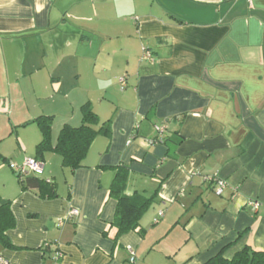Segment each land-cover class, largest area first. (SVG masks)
<instances>
[{"label":"crops","instance_id":"1","mask_svg":"<svg viewBox=\"0 0 264 264\" xmlns=\"http://www.w3.org/2000/svg\"><path fill=\"white\" fill-rule=\"evenodd\" d=\"M59 50L56 76L46 59ZM60 92L61 115L47 112ZM85 103L102 119L96 130L110 121L109 136L73 173L53 152L38 158L56 197L22 189L10 164L35 159V119L52 117L54 145ZM4 117L9 264H130V250L133 264H204L221 250L228 260L264 251V0H0ZM119 166L127 196L156 198L114 244ZM212 179L226 183L221 196Z\"/></svg>","mask_w":264,"mask_h":264},{"label":"trees","instance_id":"2","mask_svg":"<svg viewBox=\"0 0 264 264\" xmlns=\"http://www.w3.org/2000/svg\"><path fill=\"white\" fill-rule=\"evenodd\" d=\"M81 123L79 126L65 124L58 132L56 142H51L52 117L41 116L35 119L34 123L39 128L41 141L35 148V160L41 158L46 152H53L61 158L63 169L71 173L83 167V161L88 150L98 136L110 134V121L99 125L97 116L93 113L90 103H85L80 107ZM164 142L161 139V143ZM114 177L109 188V198L116 202V210L112 228L115 233L112 238L114 244L124 234L136 231L139 228L141 217L150 208L156 198L154 194L150 198L140 195L127 196L125 188L129 176V171L122 167H116ZM22 189H38L41 195L47 198L56 197L53 185L40 180L34 175H27L18 178ZM15 226V220L11 212L10 202L1 201L0 198V243L5 247H11L7 238V232ZM204 264H264V251H256L249 246L243 247L231 259H226L221 250L214 257Z\"/></svg>","mask_w":264,"mask_h":264},{"label":"built area","instance_id":"3","mask_svg":"<svg viewBox=\"0 0 264 264\" xmlns=\"http://www.w3.org/2000/svg\"><path fill=\"white\" fill-rule=\"evenodd\" d=\"M145 59H151L149 53L144 52L142 55L141 60H145ZM121 88L125 87V81L124 79H120L119 80ZM163 128L160 126H156L155 127V131H156V139L155 142L156 143H161V137L163 134ZM10 167L12 169V171L17 175L18 178H24L27 175H34L36 177H40L43 173V164L35 159H27L25 160L22 164L20 165H16V164H10ZM212 182L214 184V194L216 196H221L223 191L225 190L226 187V183L224 181H222L221 179H212ZM253 209L257 208V204L253 203L252 204ZM78 215V212L76 210H71L69 213V216L71 217H75ZM159 216H161V214H159ZM130 252V258H129V263L133 264L134 263V255L132 253V250L129 251ZM0 264H9V262L0 255Z\"/></svg>","mask_w":264,"mask_h":264},{"label":"rangeland","instance_id":"4","mask_svg":"<svg viewBox=\"0 0 264 264\" xmlns=\"http://www.w3.org/2000/svg\"><path fill=\"white\" fill-rule=\"evenodd\" d=\"M61 50V49H60ZM59 50V53H56V54H50V53H48V55H47V59H46V62H47V67H49V65H52L53 67H54V69H55V75L57 76L58 74H61V66L59 67V62H61V60H63L62 59V57H63V55H61V51ZM57 67H59V68H57ZM56 68H57V70H56ZM52 73H54V71H52ZM101 78V77H100ZM106 78H108V77H106ZM71 79V78H70ZM42 105H44V107H49L50 108V110L49 111H47V112H56L58 115H61V110H63V108L62 107H64L63 106V103H61V92H60V94H57V96H56V100L53 102V103H44V104H42ZM90 106H91V104H90ZM91 109H92V106H91ZM47 110V109H46ZM93 111V110H92ZM94 113V112H93ZM95 114V113H94ZM96 115V114H95ZM97 116V115H96ZM98 118V120H99V122H102V119H101V117L99 118V117H97ZM7 118L6 117H4V118H0V125L2 126V125H5V123H6V120ZM76 126H78V125H76ZM33 129H35V128H33ZM9 143V142H8Z\"/></svg>","mask_w":264,"mask_h":264}]
</instances>
